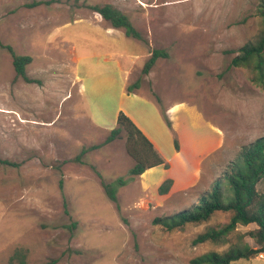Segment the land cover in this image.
Instances as JSON below:
<instances>
[{
    "label": "rangeland",
    "instance_id": "374dc122",
    "mask_svg": "<svg viewBox=\"0 0 264 264\" xmlns=\"http://www.w3.org/2000/svg\"><path fill=\"white\" fill-rule=\"evenodd\" d=\"M260 2L0 0V158L16 163L0 162V264H191L236 243L256 246L248 235L256 224L238 226L226 243H195L226 225L228 213L175 230L158 219L188 208L244 146L264 136L258 70L232 66L236 51L261 30ZM107 3L129 16L140 39L112 29L92 9ZM5 45L33 57L26 74L34 81L17 75ZM154 49L168 57L145 76L143 62ZM110 51L142 55L131 80L118 73L115 59L105 60ZM141 77L143 84L134 87ZM165 102L196 109L203 122L223 131L224 144L193 158L195 137L183 134L172 176L162 180L155 171L133 178L124 135L103 142L120 111L141 121L147 113L171 154L178 132L160 114ZM168 178L173 184L160 194ZM104 183L116 187L118 202ZM234 264H264V254Z\"/></svg>",
    "mask_w": 264,
    "mask_h": 264
},
{
    "label": "trees",
    "instance_id": "16d2710c",
    "mask_svg": "<svg viewBox=\"0 0 264 264\" xmlns=\"http://www.w3.org/2000/svg\"><path fill=\"white\" fill-rule=\"evenodd\" d=\"M92 9L110 23L112 28H123L127 36L141 38L140 32L134 27L129 16L114 5L110 3L94 5ZM257 16L261 21V30L255 40L246 43L236 51L237 55L232 60V66H254L259 73L257 78L259 83L264 85V0H261L257 7ZM0 45H2L1 39ZM5 47L13 56L17 75L24 77L29 82L34 81L26 74V67L33 61V57L16 54L11 45H5ZM161 57H168L167 52L154 49L150 58L145 62L142 73L148 75ZM164 115L169 124L170 121L165 112ZM123 135L126 152L134 160L130 169L133 178L140 177L154 167H170V164L165 161L145 132L128 114L120 111L117 116V126L110 131L103 144L111 143ZM101 145L92 146L91 149H96ZM174 145L177 150L180 149L178 137H175ZM88 150L84 149L77 159H80ZM0 162L16 165L8 159L0 158ZM118 181L120 185L127 184L125 178H119ZM172 184L173 179H166L159 187L160 194H167ZM61 187L63 188V179H61ZM104 187L110 199L113 202H118L116 187L112 183H104ZM218 212L230 214L229 222L221 228L210 229L201 234L195 243L206 241L226 243L238 226L256 224L257 228L248 233L256 246L253 247L248 243H236L226 251H210L195 257L191 264H234L237 261L250 260L264 254V136L244 146L221 175L201 191L193 204L176 214L158 219V221H161L167 229L175 230L183 228L189 223L207 222ZM21 264H25V261L22 260Z\"/></svg>",
    "mask_w": 264,
    "mask_h": 264
},
{
    "label": "crops",
    "instance_id": "0c3cea01",
    "mask_svg": "<svg viewBox=\"0 0 264 264\" xmlns=\"http://www.w3.org/2000/svg\"><path fill=\"white\" fill-rule=\"evenodd\" d=\"M111 34L115 36L116 33L111 32ZM117 38H119V36H117ZM115 54H112L111 51L105 53V56H107L105 60L115 59L116 68H118V73L123 74L126 80H127V77H128V81L131 80V77L132 76L134 77L133 71L138 66V62H137L138 57L142 55L139 53L137 54L129 53L128 54L123 51H118ZM127 55L131 56V60H125ZM77 60H78V57H76V61ZM143 65H144V62H143ZM143 65H141V67H143ZM77 78L80 79L78 76ZM142 79L143 77L135 81L134 87H139V84H143ZM129 89H131V85ZM164 106H165V109H162V107H160V114L162 115L163 119H165V121L167 122L162 112L164 110L165 114L167 115V118L169 119L171 123V128L174 129V132L176 131L178 132V139L180 141V149L177 150L175 148L174 152H172L171 154L166 153L164 149L165 147L163 146L160 140L161 137L155 131V121H154L153 115L151 117V114L145 113L141 121L132 113L126 112V114H128L136 122V124L145 132V134L153 141V143L155 144V146L157 147V149L159 150V152L161 153L165 161L170 164L169 168H165L164 166H158V167L149 169L144 174H142L140 178H143V177L147 178V175L155 171L158 173L161 171L159 174L162 175L161 177L162 180H164L165 178L169 176H172L171 171L175 166V160L180 159L179 157L182 155L184 151L183 134H188V135L192 134L195 137V139H193L194 146L192 148V152L190 155L193 158H197V157L200 158V156H204V158H206L210 154L214 153V151L222 147V145L224 144L223 131L219 127L215 126L214 124L203 122L201 114L196 109L192 108L189 110L187 109L186 106H183L181 103H175V102L173 103L165 102ZM197 127H202L203 128L202 132L198 131ZM196 132H197V135H196ZM202 159L203 158L200 159V162H202ZM188 169H189V166H188Z\"/></svg>",
    "mask_w": 264,
    "mask_h": 264
}]
</instances>
